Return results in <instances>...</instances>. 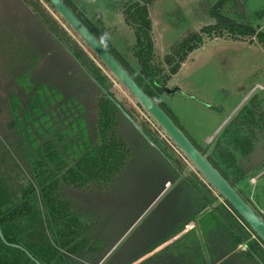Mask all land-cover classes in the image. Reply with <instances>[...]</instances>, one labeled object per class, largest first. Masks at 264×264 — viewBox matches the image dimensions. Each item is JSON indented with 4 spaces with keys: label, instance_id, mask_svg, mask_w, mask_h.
<instances>
[{
    "label": "trees",
    "instance_id": "16d2710c",
    "mask_svg": "<svg viewBox=\"0 0 264 264\" xmlns=\"http://www.w3.org/2000/svg\"><path fill=\"white\" fill-rule=\"evenodd\" d=\"M153 1L132 0L123 8L124 21L136 35L141 72L119 62L157 103L155 90L164 87L157 79L160 71L151 64L154 42L148 5ZM24 2L34 14L25 13L20 20L17 42L22 47H15L10 38L0 33V57L7 60L1 63L6 67L0 65L5 68L0 79L5 82L4 95L0 96V228L6 241L25 248L42 264H134L142 257L139 264H264V242L231 204L196 172L186 170L149 124L139 120L116 98L107 78L54 19L50 20L31 0ZM214 15L219 18L217 24L202 28L203 31L214 30L222 35L225 28L233 37L253 35L264 46V30L256 32L250 26L237 23L219 14L217 7ZM42 22L49 34L42 29ZM198 43L199 35L187 37L174 49L173 55L165 56L164 61L172 65L171 73L178 70ZM65 47L119 101L172 164L143 139ZM51 67H59V71L51 75ZM20 76L27 77L28 91L19 82ZM42 81L83 109L78 118L83 127L85 151L72 164L58 158L51 144L45 152L41 150L30 132V122L25 121L29 115L26 109L30 107L33 113L37 110L35 97L44 85ZM21 90L29 94L26 107H21ZM30 90L33 91L29 93ZM14 102L23 109L20 114L15 104L13 107ZM21 114H24L22 119ZM254 114H246L235 128L239 133L234 140L242 154L239 168L242 175L264 162L263 114H258V118ZM242 124L249 128L243 137L240 135ZM252 127L258 134L256 140L250 135ZM115 206L125 210L136 207V211L130 225L104 247L102 243L110 240L107 235L112 219L106 213ZM146 211L145 221H149L148 233L143 237L146 244L133 255H126V259L116 257L117 251L111 252V249ZM204 211L209 218L201 222L202 243L194 238L190 241L181 238L184 242L177 244V238L175 244L165 245L146 256ZM0 264L36 263L21 248L6 244L0 238Z\"/></svg>",
    "mask_w": 264,
    "mask_h": 264
},
{
    "label": "rangeland",
    "instance_id": "374dc122",
    "mask_svg": "<svg viewBox=\"0 0 264 264\" xmlns=\"http://www.w3.org/2000/svg\"><path fill=\"white\" fill-rule=\"evenodd\" d=\"M9 1L15 9H23L26 14H34L31 6L24 0ZM31 1L38 8H42L50 20L54 19L56 25L65 30L66 34L92 60L99 72L107 78L106 82L116 98L139 120L149 124L151 130L168 146L186 170L198 174L195 166L180 148L153 117L137 104V100L128 89L98 59L54 8L46 0ZM130 1L132 0H66L81 19L85 20L98 34L109 52L118 61L128 64L138 73L141 72V65L138 60L136 35L125 23L123 14V8ZM216 7L219 8V14L237 23L250 26L256 32L264 30V0H154L148 5L154 42L151 64L156 71H160L157 79L164 87L155 90L157 103L170 115L190 142L209 157L232 181L240 195H243L249 203L259 204V207L264 209V162L250 173L240 174L242 154L234 140L235 135H239L235 131L238 122L244 121L246 114L250 112H255L254 118H258V114H263L261 126L264 127V46L253 35L233 37L225 28L222 35H218L214 30L210 33L203 31L202 28L214 26L219 21V18L214 15ZM41 26L48 34L50 33L43 22ZM195 34L200 36V43L186 55L178 70L171 73L172 65L164 61L165 56L173 55L174 49L185 38ZM3 36L10 38L15 47H22L18 44L16 36H11L9 33H4ZM3 57H0V65L6 67L1 64L7 62ZM2 66H0V79L5 70ZM49 70L53 75L59 71V67H51ZM26 79L27 77L20 76L19 82L25 85L28 91L30 85L25 84ZM42 83L44 85L39 87L35 97L39 113L37 114V110L33 113L29 107L26 109L29 115L25 121L30 122V132L41 150L45 152V148L51 144L58 158L72 164L75 158L85 151L81 133L83 127L78 118L82 115L83 109L80 110L81 107H77L67 97L60 96L52 90L46 81ZM4 84V81L0 82V96L4 95L2 90ZM32 91L30 90L29 93ZM25 93L26 91L21 95V107L27 105L29 94ZM14 104L15 102L13 107ZM15 107L19 114L23 111L20 104H15ZM23 117L24 114H21L20 118ZM245 126L247 124H242L243 129L240 132L242 137L248 134L249 128ZM252 130L250 135L256 140V130L253 127ZM135 211L136 207L130 210L126 207L125 210L124 207L115 206L106 213L112 219L110 232L107 235L110 240L102 243L104 247L113 243L121 231L130 225ZM147 212L130 226L113 246L111 252L117 251L116 257L122 256V260L126 259V255H133L134 251L140 250L146 244L147 240L143 237L148 233L147 222L149 221H145ZM208 218V212L204 211L182 232L191 231L200 236L201 222ZM181 238L186 240L179 232L171 239L173 241L161 243L149 254L157 252L165 245L175 244V239L179 240L177 244L184 242ZM143 258L134 264H139Z\"/></svg>",
    "mask_w": 264,
    "mask_h": 264
},
{
    "label": "water",
    "instance_id": "95a60500",
    "mask_svg": "<svg viewBox=\"0 0 264 264\" xmlns=\"http://www.w3.org/2000/svg\"><path fill=\"white\" fill-rule=\"evenodd\" d=\"M58 14L68 23L74 32L85 42L93 53L103 62L110 72L124 85L141 106L153 117L156 123L180 148L190 162L195 166L201 178L214 188L217 194L226 199L239 215L247 222L249 227L264 242V219L254 208L240 195L234 186L227 180L221 172L210 162L208 157L197 149L178 127L174 120L166 111L160 107L152 97H150L133 79L129 72L121 63L109 52L99 38L85 25V23L74 13L64 0H47ZM51 34L56 37L52 32ZM57 38V37H56ZM66 51L74 57L72 52L65 47ZM79 63V62H78ZM80 64V63H79ZM90 80L102 91V93L117 107L126 120L143 137V139L155 150H157L169 163L159 146L142 130L133 117L123 108L116 98L111 95L105 87L82 65ZM168 90V89H167ZM170 92V90H168ZM172 164V163H171ZM1 240L13 247L21 248L36 263L42 264L25 248L15 243L6 241L0 228ZM263 264V263H262Z\"/></svg>",
    "mask_w": 264,
    "mask_h": 264
},
{
    "label": "crops",
    "instance_id": "0c3cea01",
    "mask_svg": "<svg viewBox=\"0 0 264 264\" xmlns=\"http://www.w3.org/2000/svg\"><path fill=\"white\" fill-rule=\"evenodd\" d=\"M25 13L26 12L23 9H19V10L15 9L13 7V5H11V2L9 0H0V33L1 34L16 33V35H13V36H16V39L19 40L18 36L21 33V28H20L21 22H20V20L24 17ZM19 28H20V30H19ZM257 138H258V134H257ZM241 196L243 197V195H241ZM247 202L249 203V201H247ZM249 204L264 219V209L262 207H259V204H254V203H253L254 205L252 203H249ZM189 224H190V222H188L183 227V229ZM182 230L180 231L181 237L184 236L186 238V240H188V241H190L191 238H194V239L199 240L202 243V240L204 237L203 228H201L202 233L200 234V236H197L194 232L193 233L191 231H189V232L183 231L182 232ZM171 241H173V240H171ZM239 247L241 249H244V247L242 245H240ZM153 253H156V252H152L151 254H153ZM151 254L148 253L147 256H150Z\"/></svg>",
    "mask_w": 264,
    "mask_h": 264
}]
</instances>
